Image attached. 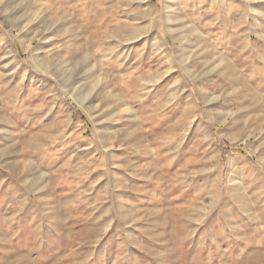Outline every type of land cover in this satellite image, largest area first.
<instances>
[{
	"label": "rangeland",
	"instance_id": "374dc122",
	"mask_svg": "<svg viewBox=\"0 0 264 264\" xmlns=\"http://www.w3.org/2000/svg\"><path fill=\"white\" fill-rule=\"evenodd\" d=\"M170 1L0 0V264H264V0Z\"/></svg>",
	"mask_w": 264,
	"mask_h": 264
},
{
	"label": "bare ground",
	"instance_id": "6f19581e",
	"mask_svg": "<svg viewBox=\"0 0 264 264\" xmlns=\"http://www.w3.org/2000/svg\"><path fill=\"white\" fill-rule=\"evenodd\" d=\"M147 0H145V2H146ZM168 2H166L165 3V5H164V15H163V18H164V22H165V25H166V27H167V30L166 31H168V32H175V33H173V34H177V35H179L178 33H179V28L177 27V25H175V26H172L171 25V21H172V16L170 15V10H171V1L170 0H167ZM249 1H251V0H249ZM141 2V1H140ZM170 2V3H169ZM139 3V2H138ZM29 4V3H28ZM139 4H141V3H139ZM253 9V8H252ZM254 10V9H253ZM0 13H2L1 11H0ZM32 13V12H31ZM38 13H36V15H37ZM2 15V14H1ZM5 15V14H4ZM7 16V15H6ZM155 16V15H154ZM33 17V16H32ZM135 17V16H134ZM34 18V17H33ZM5 20V19H4ZM35 19H33V21H34ZM134 21H136V20H134ZM149 21H151L149 24H153L154 22H153V18H151V20H149ZM156 23V22H155ZM20 24V23H19ZM9 25V29H10V31H17V35H14V37L20 42V44H21V47L23 48V50L25 51V52H27L28 53V55H29V57H31V59H32V61H33V63H34V65H35V67L37 68V69H40L41 70V72L42 73H40L39 72V70H38V73H39V75L41 76L40 77V81L41 80H44V77L46 76V74H51V75H53L58 81H59V84H61L63 87H65L66 88V92L70 95V96H72L77 102H79L80 104H84L85 102H86V100H87V96H83V97H81V96H78L76 93H75V89L74 88H72V87H70L69 85H68V80L67 79H65L64 77H63V75H61V74H56L55 72H53L51 69H50V66L49 65H51L50 63L52 62V60L49 58V57H41V56H37V55H35V51H36V48H34V47H32V41L34 40V39H39V41H44V40H46L42 35H39L38 33L37 34H33V35H30L29 37H25V38H23V39H21V36L19 35V34H21V33H24L23 32V30L27 27V24H23L21 27L20 26H17L16 24H13V23H11V24H8ZM174 25V24H173ZM144 27V26H143ZM139 30V31H138ZM137 34H136V37H138V36H140L141 34H142V29L141 28H139V29H137ZM167 32V33H168ZM41 34V33H40ZM158 35V34H157ZM172 36V35H171ZM181 36V35H180ZM135 37V38H136ZM178 37V36H177ZM187 37V36H186ZM153 38H154V41H157V45L154 47V49H156L157 51H162V50H165L164 49V45L161 43V41L162 40H160L161 38L159 37V38H157V37H155V36H153ZM180 38V37H179ZM179 38H177V40L179 41H177L178 43H180L181 41H180V39ZM130 39H134V37L133 38H130ZM183 39H184V37H183ZM182 39V40H183ZM131 41V40H130ZM160 41V42H159ZM182 44H181V47H180V45H179V47L180 48H182V49H186L185 48V44L187 43H185V41H183V42H181ZM154 44H156V43H154ZM153 46V45H152ZM166 48V47H165ZM167 49V48H166ZM179 49V48H178ZM155 50V51H156ZM122 51V50H121ZM181 52H182V50H181ZM186 52V51H185ZM185 52H183V54L181 55V57H182V60H181V63L183 64V68H184V70H186V72L187 73H189V74H191V76H194L193 75V71H192V69L189 67V66H187L185 63L187 62V60H188V57H189V55H187ZM157 53H159V52H157ZM180 56V55H179ZM178 56V57H179ZM54 58V57H53ZM172 62V64H174V61H171ZM79 65V64H78ZM76 67V66H75ZM173 67V66H172ZM52 68V67H51ZM62 70V69H61ZM171 70H173V69H171ZM65 71V70H64ZM63 71V72H64ZM195 77V76H194ZM195 80V79H194ZM70 82V81H69ZM199 93H200V96L203 98V101L206 103V105L207 106H210V102H212L213 100H216V97L214 96V95H211V94H209V93H207V91H206V89H204V87H202V88H200L199 89ZM90 94V93H89ZM85 95V94H84ZM89 99V98H88ZM88 106V105H87ZM86 106V107H87ZM92 109V108H91ZM207 109H209V108H207ZM217 109H218V107H217ZM128 110V108H124V111L126 112ZM219 111H220V113L218 114L219 115V120H218V123H220V124H225L226 123V121H227V119L229 118V117H231L232 116V112H229V111H227V112H224V110H221V109H218ZM97 111H98V109H97ZM91 112H92V110H91ZM98 117V116H97ZM109 119V118H108Z\"/></svg>",
	"mask_w": 264,
	"mask_h": 264
}]
</instances>
